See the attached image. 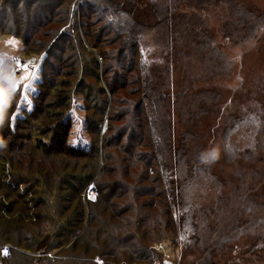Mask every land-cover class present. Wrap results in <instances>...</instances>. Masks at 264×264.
Here are the masks:
<instances>
[{"label": "rangeland", "instance_id": "374dc122", "mask_svg": "<svg viewBox=\"0 0 264 264\" xmlns=\"http://www.w3.org/2000/svg\"><path fill=\"white\" fill-rule=\"evenodd\" d=\"M14 1L0 0V4L7 3L11 6ZM44 1L53 5L59 0ZM125 1L130 2V0ZM245 1L250 7L264 12V0ZM64 3L67 4V0ZM140 5L142 9L137 7L138 16L136 17L142 22L152 24L149 8L145 6L146 0L140 1ZM48 6L45 4L44 9ZM62 12V9H57L52 16V21L41 29L42 33L36 34L32 39V43L38 41L41 46L57 38L56 45L51 47L49 68L61 64L63 67L68 66L63 69L62 78L64 79L62 81L58 79L59 84L53 81L55 89H53V83L40 87L42 59L45 58V51L30 53L26 51L19 39L7 34L8 26L7 30L0 31V57L4 59V62L16 64L17 60H27L24 61L27 68L21 70L20 76L19 74L14 75L17 77L14 78V82H8L7 76H0V82L6 86L0 90V154L9 157L11 167H14L9 171L7 166L0 164V172L8 175L13 183L24 182L25 175L21 178L18 171L20 166L26 167V163H30L32 165L30 172L34 176L35 173L41 175L39 181L44 183L42 194L46 195L43 200L29 199L25 195L18 200L12 195H5L3 199L7 200L11 209L6 211L8 215H3L0 210V229L4 230L11 239H8L9 243L0 241V264L3 259L2 246H13V257L17 254V250H21L19 246L12 244L13 242L22 248H28L34 256H44L40 257V259L46 258L40 264H69L68 261L62 259L68 254L85 259L84 262L89 261L91 264H105L104 259H101L102 255L108 256L109 251L123 255L138 245L152 248L154 252H157L154 258L161 261L156 262L155 260L149 264H199L202 253L194 246L189 248L184 246L178 236V239L174 237V234L178 235L177 228H180L181 217L177 209H169L172 205L176 208L178 202L175 203V196L171 194L167 184L166 186L162 184L161 188L166 190L164 195L169 197V205L163 196L159 195L162 199L161 206L156 205V210L149 214H144L140 209L139 212L134 211L127 217L123 212L117 214L109 210V202L112 200L119 202L121 199H129L136 207L139 205V199L135 194L130 193L129 197L124 198L122 189L137 190L141 186L137 182H130L134 178V173H140L143 170V163L138 159V154L151 148L153 142L140 133L139 143H149V146H143V148L138 146L125 157V160L123 158L125 153L121 148L129 139L128 135L132 127L141 129L149 107L147 104L140 107L137 104L136 108L138 94L132 96L130 90L134 86L139 87V84H130L129 79H124L125 84L121 85V76L126 72L118 68V65L120 74L115 73V70L114 73L109 72L108 75L111 74V83L118 82L115 86H122V88L111 97L109 87L102 82L106 62L104 56L108 57L102 54L110 52L109 48L112 47L99 48L97 61L93 62V66H89V54L84 51L83 32L78 24L79 13L76 11L75 14H71L70 11L66 18L62 16ZM40 13H42L41 10ZM30 19L37 18L32 15ZM81 20L86 22L82 18L80 22ZM2 26L4 23L0 27ZM54 33H56L55 36H53ZM61 34L62 37L58 40ZM211 35L222 51L233 60L224 81L215 80L211 67L205 68L202 71V77L195 81L192 77L197 73V66L189 69V64L184 69L179 63H174L171 69L169 90V97L174 106L166 109L167 104L164 105L165 117L158 126L163 130V142L167 153L170 154L172 149L177 151L180 148L182 134L186 131L191 136L188 143L189 158L191 159L195 153L203 150V154L208 157L205 166L209 167L211 173L224 181L231 179L234 182V168L243 167L246 164L240 157L234 161L232 159V163L223 159L220 137L225 116L223 114L226 110H230L232 113L241 115L252 108L253 112L264 117V29L257 40L243 51L227 46L214 30L211 31ZM186 57H189V54ZM99 59L103 60L102 66ZM179 61L182 62L183 58L179 57ZM71 62L72 65H70ZM188 63H190L189 60ZM2 71L4 72L5 69ZM152 71L155 74L159 72L156 68H152ZM10 81L13 80L10 79ZM193 82L194 85H191ZM71 83L72 89L69 90ZM24 85L28 87L25 89ZM100 85L103 86L102 89ZM200 88L217 89L220 92L219 109L215 108L212 101L210 106L201 102L198 107L205 110V113L200 116L196 107L190 105L192 93ZM58 99L61 105L67 103L66 116L72 121L69 143L77 150L85 151L83 156L70 157L68 154L54 153L50 148L39 150V147L30 145V131L36 126L35 123L30 124L31 121L38 119V121L43 120L49 124L51 121L48 118L44 116L41 118L39 115L42 112L49 114L51 106L56 109L58 105H55L54 101ZM179 107H183V111L180 112ZM111 114L113 116L110 120ZM3 122H7L5 128ZM128 125H131L130 129L127 128ZM39 127L42 126L39 125ZM109 136H114L115 139L110 140L107 145L105 141ZM213 153L215 157L211 158ZM131 154H135V157L131 158ZM5 157L0 156V160L3 161ZM257 162L256 166L260 167L264 180V146L258 152ZM127 167L130 175H126L125 168ZM46 172H48L47 175ZM33 179L36 181V178L28 177L27 182L30 188H32V183L29 181ZM118 179L130 184L120 183L121 190L113 192L112 184L115 185ZM148 184L151 186L153 182H145L144 189ZM158 184L161 185V183ZM98 186H101V189L98 190ZM229 188L230 183L225 190L228 191ZM111 193H115L116 197L111 196ZM63 194H67L71 200L62 199ZM75 194H77L78 203L83 212L76 220V224L66 225L65 229L61 230L63 235L60 236L56 231H59L61 227L50 222L56 217H51V209L67 210L70 208L71 211L77 202V200L74 201ZM33 203L45 209L38 207L33 211L30 207ZM202 204L204 205L205 201H202ZM1 208H3V203L0 204ZM28 211L32 212L29 216L25 215ZM144 218L146 219L141 227L140 221ZM124 219L126 222H123ZM155 229H157L156 232H154ZM57 236L60 237V241L56 240ZM38 238L43 239V242L40 244L39 241L35 242ZM256 239L254 235H241L229 253H219L214 257V264H264V245L253 249L258 243L255 242ZM48 253L53 256V259H47ZM35 258L18 255L15 260L7 261V264H34Z\"/></svg>", "mask_w": 264, "mask_h": 264}, {"label": "trees", "instance_id": "16d2710c", "mask_svg": "<svg viewBox=\"0 0 264 264\" xmlns=\"http://www.w3.org/2000/svg\"><path fill=\"white\" fill-rule=\"evenodd\" d=\"M43 1L15 0L11 6H8L7 3L0 4V13H2L0 26L4 23V26L0 27V31L7 30L8 26L7 34L19 39L26 51L30 53L45 51V58L42 59L40 87L53 83V89H55V83L59 84L57 80L64 79L62 78L63 69L68 65L63 67L61 64L49 68L51 47L56 45L57 38L51 43L41 44V46L38 41L32 43V39L36 34L42 33L41 29L52 21V16L57 9H62V16L66 18L70 11L71 14L78 11L79 16L86 21L85 23L83 20L80 22L81 18H78L84 38L81 37L82 45L85 47L84 51L89 54L88 65L93 66V62L97 61L99 48L112 47L109 48L110 52L102 54L103 56L108 55V57L104 56L106 62L104 63L102 82L109 87L111 97L122 86H115L118 82L111 83L112 77L108 73H114L116 70L115 73L120 74L118 68H122L126 73L121 76V85L125 84L124 79H129L130 84H139V87L134 86L130 90L132 96L138 94L136 108L137 104L139 107L146 104L149 107L146 110L145 121L141 129H134V127L130 129L131 125H128L129 139L121 148L125 153L123 157L125 160V157L138 146L142 148L149 146V143H139L140 133L153 142L151 148L138 154V159L143 163V170L140 173H134V178L130 182H137L141 186L137 190L122 189L124 198L129 197L130 193L135 194L139 199V205L136 207L129 199H121L119 202L112 200L109 202V210L117 214L123 212L127 217L134 211L139 212L140 209L144 214H149L156 210V205L161 206L162 199L159 195H162L169 205V197L164 195L166 190L161 188L162 184L164 186L167 184L171 194L175 196V203L178 202L176 208L172 205L169 209H177L181 217L180 228H177L178 235L174 234V237L177 239L179 237L184 246L188 248L194 246L202 253L199 264H214V257L219 253H229L243 234L257 237L255 242L258 243L253 247L254 250L257 249L256 247L263 246L264 180L263 173L256 164L258 163V152L264 146V117L253 112L252 108L241 115L232 113L230 110H226L223 114L225 116L220 135L223 159L232 163V159L234 161L240 157L246 164L243 167L236 166L234 168V182L231 179L224 181L211 173L209 167L205 166L207 158L203 154V150L195 153L191 159L189 158L188 143L191 136L186 131L182 134L180 148L177 151L172 149L170 154L167 153L163 142V130L158 125L165 117L164 105L167 104L166 109L169 106H174L169 97L170 75L174 63H179L184 69L189 64V69L192 66H197V73L192 77L195 81L201 78L202 71L209 67H211V73H214L216 81H224L233 60L215 42L211 31L214 30L227 46L243 51L257 40L264 29V12L250 7L245 0H146L145 6L149 8V15L152 18V24H147L136 17L138 8L142 9L140 1L143 0H130V2L125 0H67V4L64 3L65 0H59L53 5ZM45 4L49 6L44 9ZM40 10L42 13L39 14ZM32 15H35L37 19H30ZM61 37L62 34L58 40ZM72 49L75 51L73 45ZM188 54L189 57H186ZM179 57L183 58L182 62L179 61ZM188 60L190 63L187 64ZM98 61L102 66L103 60L99 59ZM152 68L158 69V74H155ZM194 82L191 85H194ZM44 84L46 85L44 86ZM98 84L100 83L98 82ZM71 86L72 83L69 85V90L72 89ZM219 99L220 92L217 89L200 88L192 93L190 105L196 107L201 116L205 113V110L198 107L201 102L210 106L212 101L215 108L219 109ZM60 102V99L54 101V104L58 106L56 109L53 106L49 107V114L42 112L39 115L41 118L42 116L48 118L51 121L49 124L43 120L38 121V119L31 121L30 124L35 123L36 126L30 131V145L39 147V150L50 148L54 153L68 154L70 157L83 156L85 151L77 150L69 143L72 121L66 116L67 103L61 105ZM179 111H183V107H179ZM112 116L113 114H111L110 120ZM3 123L5 128L7 122ZM113 139H115L114 136L106 137V144L108 145ZM0 156L5 157L2 154ZM134 157L135 154H131V158ZM0 164L7 166L9 171L14 168L11 167L9 157L3 158V161L0 160ZM152 164L153 166H151ZM31 166L30 163H26V167L20 166L18 172L21 178L25 175L24 182L13 183L8 175L0 172V198H2L0 204L3 203V208L0 210L3 215H8L6 211L11 209L7 200L3 199L7 194L18 200H21L23 195L29 199L40 200L46 196L42 194L44 183L39 181L41 175L35 173L34 176L30 172ZM38 170L40 169L38 168ZM125 170L126 175H130L128 167ZM28 177L36 178V181L34 179L29 181L32 183V188L27 182ZM148 181L153 184L151 186L148 184L145 191V182L148 183ZM120 183L130 184L118 179L115 185L112 184L113 192L121 190ZM229 183L230 188L226 191L225 187ZM97 189H101V186H98ZM155 191L157 193H154ZM63 195L62 199L71 200L67 194ZM111 196L116 197V194L111 193ZM77 198V194H75L74 201L77 200V202L71 211L70 208L67 210L55 208L51 209L52 213L49 212L51 217L56 216L50 222L61 227L59 231H56L60 236L63 235L61 230L65 229L66 225L76 224V220L83 212ZM23 200L26 199L23 198ZM202 201H205L204 205ZM30 207L33 208V211L38 207L45 209L37 203L31 204ZM30 213L32 212L28 211L25 215L29 216ZM145 219L140 221L141 227ZM123 222L126 220L124 219ZM156 231L157 229L154 230V232ZM31 235L33 236V233ZM59 238L57 236L56 240L60 241ZM8 239H11L10 236L0 229V241L9 243ZM36 241H39L40 244L43 239L38 238ZM12 244L19 246L21 250H17V254L13 257L14 250L11 249L6 259L2 257V264H7V261L11 262L9 260L12 259L15 260L18 255L36 257L33 261L34 264H40L46 259H40V257H44L41 255L34 256V253L26 247L22 248L14 242ZM154 254H157L154 249L138 245L123 255L109 251L108 256L102 255L101 259H104L105 264H149L157 260L154 258ZM48 255H45L47 259H53L51 254L48 253ZM62 259L68 261L69 264H91L89 261L84 262L85 259L73 257L71 254H68L66 258L62 257ZM159 261L161 260L156 262Z\"/></svg>", "mask_w": 264, "mask_h": 264}, {"label": "bare ground", "instance_id": "6f19581e", "mask_svg": "<svg viewBox=\"0 0 264 264\" xmlns=\"http://www.w3.org/2000/svg\"><path fill=\"white\" fill-rule=\"evenodd\" d=\"M2 62L0 61V67L2 66ZM24 64H26V62H24V61H20V60H17V63L16 64H12L11 62H9L8 63V65H6L3 69H5V71L3 72L2 71V69H1V71H0V76L1 77H5V76H7L8 77V79L10 80H12L13 78H15L20 72H21V68L20 67H18L19 65H24ZM7 73V74H6ZM4 74V75H3ZM6 74V75H5ZM14 75H16V76H14ZM4 88H6V86H4L1 82H0V90H2V89H4ZM8 88V87H7Z\"/></svg>", "mask_w": 264, "mask_h": 264}, {"label": "built area", "instance_id": "2783aa9c", "mask_svg": "<svg viewBox=\"0 0 264 264\" xmlns=\"http://www.w3.org/2000/svg\"><path fill=\"white\" fill-rule=\"evenodd\" d=\"M4 250H6V254H5ZM10 252H11V248L9 246H7V245L2 246V254L3 255L8 256L10 254Z\"/></svg>", "mask_w": 264, "mask_h": 264}, {"label": "water", "instance_id": "95a60500", "mask_svg": "<svg viewBox=\"0 0 264 264\" xmlns=\"http://www.w3.org/2000/svg\"><path fill=\"white\" fill-rule=\"evenodd\" d=\"M0 61L3 63L2 66L0 67V71H1V69H3L6 65H8V62H4V59H3L2 57H0ZM24 61H27V60H24ZM28 62H29V61H28ZM19 75H20V74H19ZM15 79H16V78H15ZM15 79L13 78V79H12L13 81L8 80V82H14Z\"/></svg>", "mask_w": 264, "mask_h": 264}, {"label": "snow or ice", "instance_id": "6c2138e0", "mask_svg": "<svg viewBox=\"0 0 264 264\" xmlns=\"http://www.w3.org/2000/svg\"><path fill=\"white\" fill-rule=\"evenodd\" d=\"M18 67H20L21 69H25V68H27V65L26 64L19 65ZM23 87L26 89L28 86L27 85H24ZM214 157H215V154L213 153L212 156H211V158H214ZM206 158H208V157H206ZM4 251H5V254H6V250H4Z\"/></svg>", "mask_w": 264, "mask_h": 264}, {"label": "crops", "instance_id": "0c3cea01", "mask_svg": "<svg viewBox=\"0 0 264 264\" xmlns=\"http://www.w3.org/2000/svg\"><path fill=\"white\" fill-rule=\"evenodd\" d=\"M8 246V245H7ZM11 249H14V247L13 246H9ZM3 255V254H2ZM9 256V255H8ZM8 256H5V255H3V257H8Z\"/></svg>", "mask_w": 264, "mask_h": 264}]
</instances>
